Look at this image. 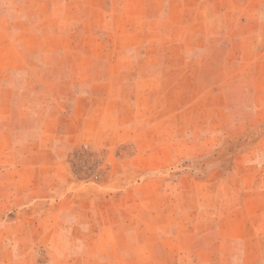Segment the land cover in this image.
I'll list each match as a JSON object with an SVG mask.
<instances>
[{
  "label": "rangeland",
  "instance_id": "obj_1",
  "mask_svg": "<svg viewBox=\"0 0 264 264\" xmlns=\"http://www.w3.org/2000/svg\"><path fill=\"white\" fill-rule=\"evenodd\" d=\"M0 264H264V0H0Z\"/></svg>",
  "mask_w": 264,
  "mask_h": 264
}]
</instances>
